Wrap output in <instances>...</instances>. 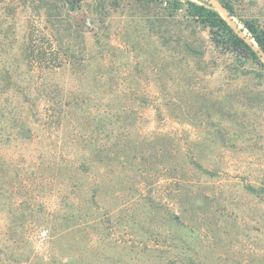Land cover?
I'll use <instances>...</instances> for the list:
<instances>
[{
    "label": "rangeland",
    "instance_id": "rangeland-1",
    "mask_svg": "<svg viewBox=\"0 0 264 264\" xmlns=\"http://www.w3.org/2000/svg\"><path fill=\"white\" fill-rule=\"evenodd\" d=\"M176 1L0 0V90L9 89L1 83L9 67L27 84L50 77L48 86L31 87L37 93H124V105L142 115L135 122L148 143L166 149L149 161L151 179L122 169L125 197L93 222L90 250H79L76 264H154L149 248L161 234L185 237L202 264H264V200L249 186L264 181V68L224 52L187 5L213 8L246 38L241 19L264 27V0H225L236 17L220 0ZM49 44L73 54L71 66L30 73L28 47ZM174 143L212 171L201 189L210 198L183 213L170 202L175 167H182ZM31 148L0 137V264H63L57 248L50 254L44 229L32 226L56 206L40 194L31 200L29 178L40 157ZM37 163L46 170L45 160ZM93 190L88 183L86 199ZM175 215L187 228H177Z\"/></svg>",
    "mask_w": 264,
    "mask_h": 264
},
{
    "label": "trees",
    "instance_id": "trees-1",
    "mask_svg": "<svg viewBox=\"0 0 264 264\" xmlns=\"http://www.w3.org/2000/svg\"><path fill=\"white\" fill-rule=\"evenodd\" d=\"M80 1L66 0V3ZM220 3L231 17H236L229 2L220 0ZM187 5L193 16L210 28L214 42L224 52L241 62L264 68V27L255 19H241L240 32L246 33V38L252 41L249 43L213 8L191 2ZM27 50L30 59L26 66L32 74L66 69L74 59L73 54L52 44L48 48L32 45ZM42 78L38 83L27 84L13 77L9 67L6 69V78L1 83L9 89L0 90V137L6 135L13 141L23 139L32 146V157L40 156L29 178L31 200L35 202L39 194L52 198L56 209L45 207L43 218L33 221L32 226L44 229V237L52 246L50 254H56L55 247L60 259L65 257L63 264H76V253L82 248L86 253L90 250L86 246L93 222L99 221L100 214L109 216L107 209H115L125 197L119 182L122 169L141 172L151 179L155 171L148 169L152 164L149 161L162 158L166 149L148 143L146 135L139 131L135 121L142 115L124 105L130 101L128 95L95 91L98 83L90 86L94 90L81 94L33 92V85H49L50 77ZM18 86L22 89L18 90ZM132 98L138 100V97ZM173 147V154L182 167H175L176 193L170 202L183 213L190 209L187 206L210 198L201 189L202 176H210L212 171L205 169L195 154H187L181 143H174ZM40 158L46 162L45 171L39 169ZM144 162L148 165L142 171ZM90 182L94 186L93 196L86 199V186ZM249 186L256 197L264 200V181L258 188ZM175 217L177 228H187L181 218ZM160 236V243L149 248V253L157 254L155 261L152 260L154 264H202L197 255H192L185 237Z\"/></svg>",
    "mask_w": 264,
    "mask_h": 264
}]
</instances>
